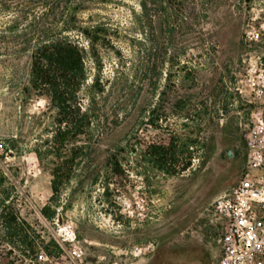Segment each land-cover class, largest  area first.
Returning a JSON list of instances; mask_svg holds the SVG:
<instances>
[{"label":"rangeland","instance_id":"obj_1","mask_svg":"<svg viewBox=\"0 0 264 264\" xmlns=\"http://www.w3.org/2000/svg\"><path fill=\"white\" fill-rule=\"evenodd\" d=\"M60 41L84 50L92 124L55 191L72 145L31 72ZM260 74L264 0H0V264L217 262L212 204L247 165Z\"/></svg>","mask_w":264,"mask_h":264},{"label":"trees","instance_id":"obj_2","mask_svg":"<svg viewBox=\"0 0 264 264\" xmlns=\"http://www.w3.org/2000/svg\"><path fill=\"white\" fill-rule=\"evenodd\" d=\"M32 83L42 96H47L59 111V123L62 125L57 134V142L61 145L70 142L71 155L59 162L54 168V189L58 191L61 170H73L75 161L83 150L78 145V138L85 134L91 126L89 114L83 111L79 93L87 79L84 50L71 41H60L39 47L33 57ZM64 126V128H63ZM149 154L155 165L163 170H170L175 164L177 151L165 144H152ZM173 156V157H171ZM173 159L172 161H170ZM112 166L120 169L117 157ZM188 163L186 167H189ZM8 229L14 228L15 217L4 216Z\"/></svg>","mask_w":264,"mask_h":264},{"label":"built area","instance_id":"obj_3","mask_svg":"<svg viewBox=\"0 0 264 264\" xmlns=\"http://www.w3.org/2000/svg\"><path fill=\"white\" fill-rule=\"evenodd\" d=\"M263 83L254 82L255 93L264 94ZM247 165L239 182L212 204L216 222L223 229L222 251L214 264H264V114H258L246 135ZM43 257V255H41ZM72 264H77L74 260ZM110 264H120L112 262Z\"/></svg>","mask_w":264,"mask_h":264},{"label":"flooded vegetation","instance_id":"obj_4","mask_svg":"<svg viewBox=\"0 0 264 264\" xmlns=\"http://www.w3.org/2000/svg\"><path fill=\"white\" fill-rule=\"evenodd\" d=\"M212 211V210H211ZM213 213V212H212ZM214 215V214H213ZM216 220V219H215ZM219 244H220V255H221V251H222V245H221V235H220V238H219Z\"/></svg>","mask_w":264,"mask_h":264}]
</instances>
